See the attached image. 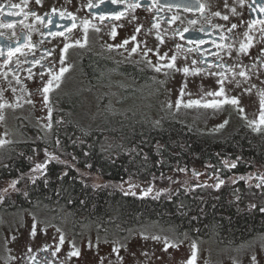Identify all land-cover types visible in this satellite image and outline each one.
Listing matches in <instances>:
<instances>
[{
    "label": "flooded vegetation",
    "instance_id": "flooded-vegetation-1",
    "mask_svg": "<svg viewBox=\"0 0 264 264\" xmlns=\"http://www.w3.org/2000/svg\"><path fill=\"white\" fill-rule=\"evenodd\" d=\"M135 2L137 0H123V3L120 0L117 3L112 0H41L37 4L36 0H0V24L14 25L0 27V45L5 46L3 55H0V103L5 104L0 109V116H3V120H0V139L8 141L0 146V190L8 189L7 192L0 191V196L4 198L3 203H0V225L3 222V212L19 208H45L61 213L56 210L57 207L21 201L25 197L22 192H29L30 184L40 180L49 183V165L52 161L46 158L45 150L53 154L49 146V129L40 125L36 117L30 116L23 107L33 111L42 105L44 94L40 90L54 75L59 74L67 59L78 70L86 91L94 92L93 98L85 103L90 108L89 115L79 121L85 128L102 131L98 138V148L101 150V158L105 160L110 158L113 161L119 156L131 159L136 157L138 153L132 152L138 150V145L128 141L124 147H119L118 142H123V139L118 141V136L114 133V130L120 128L116 123L133 118L157 128L172 124L201 128L218 116L228 121L225 125L227 127L255 129L256 126H262H250L244 111L241 113L232 104H224L219 109L203 106H193L191 110L182 108L191 100H200L202 104L208 102L200 98L174 101L175 109L171 112L167 109V101H164V93L143 90L141 86L153 81L166 85L180 76L196 88L221 87L219 81L226 77L223 84L224 89L229 90L226 96L239 98V108L243 110L245 97L257 100L258 109L254 105L252 107L260 114V93L264 91V32L261 31L264 25H250L254 20L264 19V13L257 8L264 0H243V3L241 0H199L205 6L203 11L198 10L197 0H138L140 7L134 10L127 8V4ZM233 7L236 9L235 13L231 11ZM254 8L257 10L253 11ZM53 9L57 11L53 12ZM216 12L221 15H214ZM116 14H121L120 19L115 18ZM36 16L42 19L37 20ZM223 16H228V20H224ZM84 21L89 22L86 43ZM192 21L195 23H191ZM157 24L159 27H155ZM232 24L237 27L229 32ZM137 28L140 29L138 32ZM185 29L188 31H184ZM113 31L116 33L114 38ZM180 33H183V39ZM249 35L253 37L252 47L247 54L240 53V44L246 43ZM132 36L136 37L135 41L131 40ZM160 37H163V42ZM126 39L128 44L117 47ZM16 41H20V50L14 52L9 60L7 45L12 43L15 46ZM25 41L34 47H28ZM76 41H80L83 46L77 45ZM66 44H71L72 47L65 53L62 50ZM137 45V51L132 52V48ZM224 45L232 47L229 49ZM173 56L176 57L175 66L167 67ZM89 61H100L107 68L94 74L93 68L87 66ZM156 67L161 70L157 71ZM185 67L190 69L188 73L182 71ZM241 70L247 71L250 78L240 77L238 73ZM157 72H162L163 77ZM233 72L236 73L235 76ZM4 73H7L6 78ZM14 73L19 77V83ZM66 73L72 74L69 71ZM12 89L16 91L13 92ZM22 92L26 96L24 104L20 98L17 99ZM47 97L49 99V93ZM62 99L66 100V105ZM220 99L223 97L218 100ZM59 101L64 107V113L75 112L76 107L84 105L78 99L70 101L60 98ZM74 102L75 105H72ZM178 102L181 106L179 110L176 106ZM258 120L259 118L256 121ZM241 157V154H226V158L230 160L229 165ZM142 158H149V153H144ZM158 158H163V155L158 154ZM37 163H46V170L33 172ZM80 164L83 166H80L81 169L91 168L95 172L100 179L97 184L100 185L97 187L100 191L103 189L114 192L119 189L118 185L123 189V184H138L142 190L147 191V186L150 185L140 182L144 177V173L140 171L121 175L118 181V177L104 172L99 163ZM88 165L91 167H87ZM229 168L225 186L230 191L242 189L240 182L255 189H261L264 185L259 179L263 175L257 170L232 172V168ZM69 171L86 185L84 174L80 170L65 168L63 174ZM207 174L209 181L210 176L216 177L215 172L208 171ZM15 179L20 180L16 185L19 191L9 187V183ZM195 181L192 180V183L196 184ZM258 183L261 184L259 188L256 187ZM35 223L15 239L0 242V264H187L193 251L196 252L195 264H212L222 260V253L216 259L218 250L215 246L203 251L204 246L208 248L203 245V240L207 237L177 233L172 228L155 222L137 223L122 229L98 222L76 227L68 213H61L54 218H40V222ZM7 224L11 227L13 223L10 221ZM143 225L152 226L154 232H142L140 227ZM159 229L170 232L160 233ZM129 230L132 233L127 238L124 233ZM61 236L63 244L60 243ZM144 236L149 238L145 239ZM152 236H159L161 239L153 240ZM165 237L169 243L177 244L178 247H168L165 251ZM254 237L236 244L215 240L222 244L221 251H224L240 246ZM193 244L196 245L195 249ZM114 248H119V252H114ZM183 248L186 251L182 252ZM75 250H79V256L70 255ZM215 252L217 253L213 258Z\"/></svg>",
    "mask_w": 264,
    "mask_h": 264
},
{
    "label": "trees",
    "instance_id": "trees-1",
    "mask_svg": "<svg viewBox=\"0 0 264 264\" xmlns=\"http://www.w3.org/2000/svg\"><path fill=\"white\" fill-rule=\"evenodd\" d=\"M87 66L93 68L94 74L107 68L100 61H89ZM72 113L55 112L49 146L59 159H51L49 183L40 180L30 184L29 192H22L26 193L22 203L57 207L56 210L70 215L76 227L98 222L122 229L155 222L177 233L187 232L199 238L213 236L227 244L240 243L264 232V185L255 189L240 182L242 189L237 191L225 186L229 153L242 155L235 162L236 167H231L232 172L258 169L264 174V131L244 127L213 132L177 124L157 128L136 123L133 118L128 123H116L120 128L114 133L118 141L123 139L117 141L119 147L128 141L136 143L138 150L132 153L138 154L134 159L119 156L112 161L101 158L98 138L102 131L83 127ZM144 153H149V158H142ZM158 154L163 158H158ZM80 163H99L104 172L118 177V181L121 175L140 171L153 187L140 192L118 185L114 192L100 191L88 182L84 185L71 171L63 174L65 168H80ZM195 167L200 171L198 176L193 174ZM183 168L186 169L181 171ZM208 171L215 172L224 184L215 187L218 181L213 176L209 181ZM201 173L205 174L203 181L192 183L191 179L199 178Z\"/></svg>",
    "mask_w": 264,
    "mask_h": 264
},
{
    "label": "rangeland",
    "instance_id": "rangeland-1",
    "mask_svg": "<svg viewBox=\"0 0 264 264\" xmlns=\"http://www.w3.org/2000/svg\"><path fill=\"white\" fill-rule=\"evenodd\" d=\"M62 67L68 68V71L71 72V75H68L66 72L63 74L60 82H59V87H53V89L49 92V99L46 101L44 98L42 99V105L37 106L33 111H30L29 108L23 107L27 109L28 114L30 116H35L36 121L46 127L47 125H51V128L49 129V138L52 135V129L53 125L55 122L52 123V119L55 120L54 114L55 112H59L60 110H63V107L59 104L60 98H69L68 100L72 101L74 99H78V101L82 100L84 105L82 107H76L75 112L72 113V117L74 120H80L84 119L89 115V106H87L85 103L90 101L93 98L94 92H88L86 91L84 82L81 80L79 76L78 70H76L74 67H72V64L70 63V59H67ZM161 77H163L162 72H157ZM56 82L54 81V84ZM141 89L143 90H149V91H155L156 93H164V101H167V109L169 111H173L175 109L174 101H186L190 99H204L205 101H212V100H218L219 98L222 97H217L214 95H207L208 93H215L219 91L220 87L219 86H204V88H196L193 85L189 84L183 77L181 78L180 76L173 79L172 81L168 82L166 85L153 81L149 83V85H142ZM225 90V89H224ZM229 93V90H225V95ZM241 94V93H240ZM20 101L24 104L26 102V96L25 93L22 92L19 96ZM244 113H245V118L248 122L251 121H256L259 118V114L257 113L259 103L257 100H252L251 97H245L244 100ZM171 105V107H169ZM254 105L253 108L252 106ZM164 109L166 107L162 106ZM181 108V106L178 108V110ZM184 110H191L193 107H187L183 106L182 107ZM89 120V119H87ZM84 121V120H83ZM224 121V117L218 116L215 119H210V121L203 125L201 127V130H206V131H222L226 130L227 132H232L236 128L233 127H227L224 126L223 128H220L219 125ZM128 123V121H127ZM136 123H142L141 120L136 121ZM87 124V123H84ZM251 128V127H250ZM90 129V128H88ZM260 130L264 131V125L260 126ZM195 170H199L197 167H195ZM82 174H84V178L86 182L91 184L92 186L96 187L95 185L99 184L100 179L96 176L95 172L93 170H88V169H81L78 167ZM194 170V171H195ZM263 174L262 171L258 169H254ZM202 175L196 177V183H199L201 180L204 179L205 174L201 173ZM264 175V174H263ZM198 176V175H197ZM145 183L146 185L150 184V180L143 179L140 182ZM202 182V181H201ZM194 183V182H193ZM144 184V185H145ZM121 187L124 190L127 191H140L143 192L144 190L139 187V185H126L123 184ZM153 186H147V191L151 189ZM146 191V190H145ZM47 207V206H46ZM61 213H56V211L52 209H15L12 211H6L3 212L2 214V219L3 222L0 225V242L5 239H10L13 240L15 239L20 233L25 232V229L28 228L29 226L36 224L35 222H40V218H45V217H50L54 218L55 216H58ZM12 221L11 227H8V222ZM5 225V228H4ZM23 227V228H22ZM140 230L145 233H153L152 226L150 225H143L140 227ZM59 231V230H58ZM173 231V230H172ZM33 232V231H32ZM158 232L160 233H168L170 230H165V229H159ZM87 233V232H86ZM132 230H129L128 232L124 233V236L129 238L131 235ZM90 234V233H89ZM186 234H188L186 232ZM190 238V237H186ZM204 244L205 246L203 247V251H208L212 246H215V248L218 250V253L215 252L213 254V258L215 257L216 253V259H219L220 253H222L221 256V261H215V263L212 264H264V232L257 234L254 238L251 240L245 242L244 244L237 246L235 248H230V249H225L224 251L222 250V244L215 240L214 237H207L204 238ZM188 249L190 247L187 245ZM186 251V248L182 249V252ZM210 256V254H209ZM255 257V259H253Z\"/></svg>",
    "mask_w": 264,
    "mask_h": 264
},
{
    "label": "snow or ice",
    "instance_id": "snow-or-ice-1",
    "mask_svg": "<svg viewBox=\"0 0 264 264\" xmlns=\"http://www.w3.org/2000/svg\"><path fill=\"white\" fill-rule=\"evenodd\" d=\"M40 2H41V0H36V3H37V4H39ZM112 2H113V3H117L118 0H112ZM120 2L123 3V0H120ZM241 3H243V0H241ZM197 6H198V10H200V11H203V10H204V7H205V6H204L203 4H200V3H199V0H197ZM227 6H228L227 3H225V7H227ZM13 7H15V6H13ZM90 7H91V5H90ZM138 7H140V3L138 2V0H137V2H135V3H129V4H127V8H128V9H133V10H134L135 8H138ZM257 8H258V10H259L261 13H264V3L258 5ZM257 8H254L253 11H256ZM56 11H57L56 9H53V12H56ZM231 11H232L233 13H235V12H236V9L233 7V8L231 9ZM33 15H35V13H33ZM69 15L71 16V14H69ZM120 15H121V14H116V15H115V18H116V19H120ZM214 15H216V16H220L221 14H220L219 12H216V13H214ZM61 16H63V13H61ZM222 18H223L224 20H228V16H223ZM36 19H37V20H41L42 18L39 17V16H36ZM101 19H103V17H101ZM191 23H195V21H192ZM88 24H89L88 21H84V25H85V29H84V30H85V39H84V43L87 42V30H88ZM256 24L264 25V19L254 20V21L251 22V25H250V26H251V27H254ZM13 26H14V25H13L12 23H9V24H0V27H13ZM73 27H75V24H73ZM155 27H159V25L157 24V25H155ZM236 27H237L236 24H232L231 28L228 29V31L230 32L232 29H234V28H236ZM96 30L99 31V29H96ZM139 30H140V29L137 28V32H138ZM184 31H188V29H185ZM261 31L264 32V28H262ZM0 35H2V33H0ZM60 35H63V33H60ZM112 35H113V38H114L115 35H116L115 31H113ZM180 35H181V38L183 39V33H180ZM135 39H136L135 36H132V37H131V40L135 41ZM160 40H161V42H163V37H160ZM252 41H253V37L249 35V36L247 37V42H246V43H241V44H240L239 52H240V53H243V54H247V53H248V50L252 47ZM25 43L27 44V41H25ZM75 43H76L77 45H81V46H83V45L81 44L80 41H76ZM128 43H129V41L126 39V40L123 41V44H122V45H119V46H117V47H122L123 45H126V44H128ZM198 43H203V41H198ZM27 46H28V47H34V45H31V44H27ZM4 47H5L4 45H0V55H3V48H4ZM7 47H8V50H9L8 55H9V60H10V58H11V56L14 54V52L20 50V41H16V42H15V46H14L12 43H9V44L7 45ZM69 47H72V45H71V44H66V45L64 46V49H63L62 51L66 53ZM110 47H111V46H110ZM177 47L179 48L180 46L177 45ZM224 47H227V48L230 49V48L232 47V45H224ZM137 48H138V45H137L136 47H133V48H132V52H136V51H137ZM228 54L231 55V52H229ZM163 58H164V57H161V59H163ZM175 60H176V57H175V56L171 57V63H169V64L167 65V67H170V68H171V67H174V66H175V64H174ZM36 63H39V61H36ZM156 70H157V71H160L161 69H160V67H156ZM229 70L231 71L232 69H229ZM67 71H68V68H66V67H62V68L60 69V71H59V74L54 75L53 78L50 79V80L47 82V84L43 87V89L40 90V91H42V93L44 94V99H45L46 101L48 100L47 93H49V92L53 89V87H59V82H60V80H61L63 74H64L65 72H67ZM182 71H183L184 73H188V72L190 71V69L187 68V67H185V68L182 69ZM196 71L198 72L199 70H196ZM13 75L15 76V73H14ZM233 75L235 76L236 73L233 72ZM238 75H239L240 77L245 78V79H249V78H250L249 75H248V72L245 71V70H241V71L238 73ZM4 76H5V78H6V77H7V73H4ZM15 79L17 80L18 83L20 82V79H19L18 76H15ZM225 79H226V77H225L224 79H221V80L219 81V84L221 85L219 91H217V92H215V93H208V94H207V95H214V96H217V97H223V99H220V100H212V101L205 102V103H203V104L201 103L200 100H191V101H188V102H187L186 106H187V107L203 106V107H211V108H214V109H219V108L222 107L224 104H232V105H234V106H237L238 110H239L241 113H243L244 110H243L242 108H239V104H240L239 98H237V97H231V98H229V97H227V96L225 95V90H224V87H223V84H224V82H225ZM54 81L56 82L55 84H54ZM12 91L15 92L16 89H12ZM246 91H250V89H246ZM30 94H31V93H29V95H30ZM260 94H261L262 99H261V111H260V114H259V120H258V121H251V122H250V126H252V125H264V91H262ZM17 99H19V97H17ZM28 102L31 103V101H28ZM176 106H177V108H179V107H180V103L178 102ZM4 107H5V104L0 103V109H2V108H4ZM169 107H171V105H169ZM0 120H3V116H0ZM227 123H228V121L225 120L223 124L219 125V127H220V128H223L225 125H227ZM46 127L51 128V125L49 124V125H47ZM255 130H256V131H260V127H259V126H256V127H255ZM6 143H8V141L3 140V139H0V146H3V145L6 144ZM59 143H60V141L57 139V140H56V144L59 145ZM45 152H46V158H50V159H52V160L59 159V158H58L57 156H55L54 154H49V153H47V150H45ZM61 163H64V161H61ZM227 163H228V162L225 161V164H226V165H227ZM228 166L233 167V168L236 167L235 163H233V164H231V165H228ZM88 167H91V165H88ZM41 170H46V163H37V164L35 165V167L32 169L33 172H39V171H41ZM181 171H183V169H181ZM240 179H244V177H240ZM249 179H251V177H249ZM259 179L261 180V182H264V176L259 177ZM19 182H20L19 179L12 180V181L9 183V187L12 188L13 190L19 191V189L16 188V185H17ZM33 182H34V179H33ZM233 182H235V181H233ZM222 184H224V181H223V180H219V182L215 185V187L219 188L220 185H222ZM95 186H96V187H100V185H95ZM256 187H257V188L261 187V184L258 183V184L256 185ZM7 190H8V189H3V190H0V191L7 192ZM150 190H151V189H149L148 191H150ZM145 194H147V193H145ZM25 195H26V193H25ZM3 199H4V198H3L2 196H0V203H3ZM237 199H239V198L237 197ZM252 206L255 207V205H252ZM261 211H264V208H262ZM34 234H35V229L33 228V235H34ZM142 235H143V234H142ZM144 238H145V239H148L149 237L144 236ZM151 239H153V240H159V239H161V238H160L159 236H152ZM164 240H165V245H166V246H165V251L167 250L168 247H178L177 244L169 243L167 237H165ZM63 242H64V240H63V236H61L60 243L63 244ZM121 246H123V245H121ZM192 247H193V249H195V248H196V245L193 244ZM57 250H58V249H57ZM113 251L118 253V252H119V248H114ZM70 255H72V256H79V255H80L79 250H75V251H73L72 253H70ZM121 259H122V258H121ZM195 259H196V252L193 251V253H192V257L187 261V264H195ZM253 259H255V257H253Z\"/></svg>",
    "mask_w": 264,
    "mask_h": 264
}]
</instances>
